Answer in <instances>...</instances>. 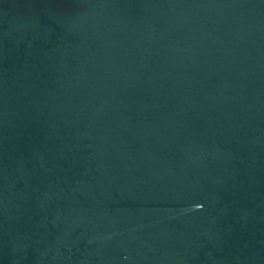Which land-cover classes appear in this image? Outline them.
<instances>
[{
  "label": "water",
  "instance_id": "95a60500",
  "mask_svg": "<svg viewBox=\"0 0 264 264\" xmlns=\"http://www.w3.org/2000/svg\"><path fill=\"white\" fill-rule=\"evenodd\" d=\"M0 264H264V0H0Z\"/></svg>",
  "mask_w": 264,
  "mask_h": 264
}]
</instances>
